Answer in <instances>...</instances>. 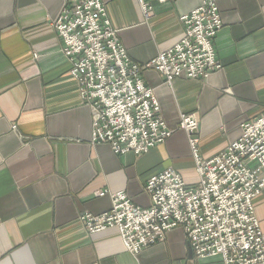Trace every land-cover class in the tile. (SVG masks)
Returning <instances> with one entry per match:
<instances>
[{"label": "crops", "instance_id": "crops-1", "mask_svg": "<svg viewBox=\"0 0 264 264\" xmlns=\"http://www.w3.org/2000/svg\"><path fill=\"white\" fill-rule=\"evenodd\" d=\"M149 1L145 19L136 0H102L117 40L138 64L176 43L183 34L179 17L199 3ZM216 3L222 26L213 45L221 67L170 84L143 71L172 133L136 156L91 141L92 111L52 27L64 0H0V264H173L165 260L179 243L194 257L180 228L132 255L116 228L90 234L80 215L107 210L109 193L117 191L148 206L145 182L165 168L195 184L181 114L196 117L198 153L208 159L237 138L241 122L264 112V0ZM260 196L253 200L264 199V190ZM194 260L222 264L219 256Z\"/></svg>", "mask_w": 264, "mask_h": 264}, {"label": "built area", "instance_id": "built-area-1", "mask_svg": "<svg viewBox=\"0 0 264 264\" xmlns=\"http://www.w3.org/2000/svg\"><path fill=\"white\" fill-rule=\"evenodd\" d=\"M136 1L149 18L150 1ZM179 20L181 38L138 64L117 40L102 0H64L52 27L80 98L92 111L93 143L108 144L116 155L139 156L171 135L158 99L143 81L144 70L156 71L170 84L180 77L202 79L221 67L213 45L222 26L216 0H199ZM239 126L237 138L202 159L198 121L194 114H181L178 127L187 134L197 182L187 184L176 170L165 168L145 182L148 206L134 204L123 191L109 193L107 210L80 215L85 230L116 228L125 250L135 255L180 228L197 259L219 256L222 264H264V230L253 205L264 190V112Z\"/></svg>", "mask_w": 264, "mask_h": 264}, {"label": "rangeland", "instance_id": "rangeland-1", "mask_svg": "<svg viewBox=\"0 0 264 264\" xmlns=\"http://www.w3.org/2000/svg\"><path fill=\"white\" fill-rule=\"evenodd\" d=\"M253 205L256 209V214L260 223L263 221L260 226L262 229H264V199H260L257 203L256 200H253ZM170 253V258H168V260H165L167 263L172 262L173 264H212V261L198 260L195 262L194 257L191 256L190 251L187 250L183 243L173 245L170 248Z\"/></svg>", "mask_w": 264, "mask_h": 264}]
</instances>
